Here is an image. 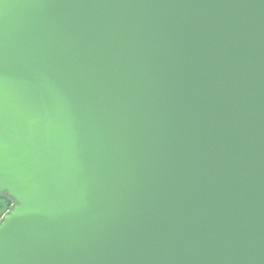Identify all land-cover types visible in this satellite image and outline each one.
I'll return each instance as SVG.
<instances>
[{"label": "water", "instance_id": "obj_1", "mask_svg": "<svg viewBox=\"0 0 264 264\" xmlns=\"http://www.w3.org/2000/svg\"><path fill=\"white\" fill-rule=\"evenodd\" d=\"M0 264H264V0H0Z\"/></svg>", "mask_w": 264, "mask_h": 264}, {"label": "trees", "instance_id": "obj_2", "mask_svg": "<svg viewBox=\"0 0 264 264\" xmlns=\"http://www.w3.org/2000/svg\"><path fill=\"white\" fill-rule=\"evenodd\" d=\"M12 204L13 202L9 197L0 194V215L6 213Z\"/></svg>", "mask_w": 264, "mask_h": 264}, {"label": "built area", "instance_id": "obj_3", "mask_svg": "<svg viewBox=\"0 0 264 264\" xmlns=\"http://www.w3.org/2000/svg\"><path fill=\"white\" fill-rule=\"evenodd\" d=\"M4 214H5V213H4ZM4 214H3V215H4ZM3 215H0V219L2 218Z\"/></svg>", "mask_w": 264, "mask_h": 264}]
</instances>
